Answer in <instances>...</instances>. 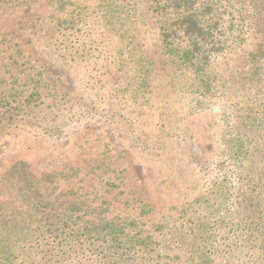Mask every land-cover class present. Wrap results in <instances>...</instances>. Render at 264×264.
<instances>
[{
    "label": "rangeland",
    "instance_id": "374dc122",
    "mask_svg": "<svg viewBox=\"0 0 264 264\" xmlns=\"http://www.w3.org/2000/svg\"><path fill=\"white\" fill-rule=\"evenodd\" d=\"M204 1L209 91L152 0H0V264H99L114 220L160 264H264V0Z\"/></svg>",
    "mask_w": 264,
    "mask_h": 264
},
{
    "label": "trees",
    "instance_id": "16d2710c",
    "mask_svg": "<svg viewBox=\"0 0 264 264\" xmlns=\"http://www.w3.org/2000/svg\"><path fill=\"white\" fill-rule=\"evenodd\" d=\"M152 1L151 10L162 25V48L173 67L186 76L190 90L196 80L206 91L213 89L208 49L213 36L211 3L204 0ZM232 150L234 152L230 154V162L240 168L249 156V149L245 143L238 142ZM132 225L118 220L100 224L85 230L88 237H78V242L80 245L90 244L93 250L97 249L93 254H97L99 264H160V260L165 257L155 247L156 241L132 229ZM66 254V251L61 250L51 254L50 259L53 264H65Z\"/></svg>",
    "mask_w": 264,
    "mask_h": 264
}]
</instances>
